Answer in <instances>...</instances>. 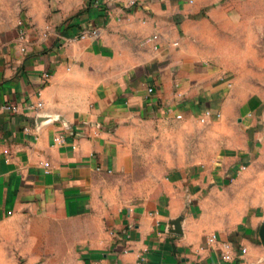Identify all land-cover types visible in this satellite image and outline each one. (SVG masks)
<instances>
[{"label": "crops", "instance_id": "0c3cea01", "mask_svg": "<svg viewBox=\"0 0 264 264\" xmlns=\"http://www.w3.org/2000/svg\"><path fill=\"white\" fill-rule=\"evenodd\" d=\"M186 2L0 0V264H264V0Z\"/></svg>", "mask_w": 264, "mask_h": 264}, {"label": "built area", "instance_id": "2783aa9c", "mask_svg": "<svg viewBox=\"0 0 264 264\" xmlns=\"http://www.w3.org/2000/svg\"><path fill=\"white\" fill-rule=\"evenodd\" d=\"M115 0H90L89 5L91 7H101V6H105L109 3L114 2ZM96 29H90V30H85L82 32H79L76 36V39H83L87 36H96ZM23 49V48H22ZM50 74L49 72H43L40 75V79H41V86L45 85L47 83V81L49 80ZM149 91H151V89H149ZM40 91H37V95H39ZM42 102L40 100H38L34 105L35 107H39L41 106ZM5 110L8 112H17L18 111V106L15 104H11V103H4L0 105V110ZM214 112L211 109H207L204 111V115L205 116H210L211 114H213ZM216 116H218L219 114L216 113ZM29 128L28 127H24V131H27ZM53 142L57 143V144H61L65 142V136L63 134H59L58 136H55L53 138ZM44 165L46 167H48V163L45 162ZM207 243L208 244H217L216 246H218L219 251H218V257L221 261L227 262V261H234L239 259L240 255L245 253L246 249L245 247H240V248H236V246H234V244L229 241V240H221L217 238V234L212 233L210 235L207 236ZM145 260V257L143 255L139 256V263H143Z\"/></svg>", "mask_w": 264, "mask_h": 264}, {"label": "rangeland", "instance_id": "374dc122", "mask_svg": "<svg viewBox=\"0 0 264 264\" xmlns=\"http://www.w3.org/2000/svg\"><path fill=\"white\" fill-rule=\"evenodd\" d=\"M186 3L190 8V13H188L190 16H192L194 14L202 15V18L197 19L195 22H191L188 29L191 32H194V31L197 33L200 32L198 37H201V40L203 41L202 46L208 50L210 48V45H209L210 43H208L209 41L207 42V40H209V38H210L211 27L213 25L215 26L214 23L210 22V16L212 15V13H214V15H218V16L224 15V13H225V7H224L225 6V0H187ZM218 25L224 26V23H218ZM221 28L224 29V27H221ZM221 28L219 27L218 31L222 34V36L224 38L225 37L224 31L221 30ZM202 129H203V127H202ZM211 143H212V139L209 138L208 134H205L204 135V141L202 144H205V146H208V145L211 146ZM207 152H208L207 147H203L202 153L206 155ZM256 202L259 203L257 208L260 209L261 212L264 211V199H257ZM258 235H256L255 240L260 246H262L263 251L261 253L264 254V245L261 243ZM236 245L238 248H240L242 246L240 244H236ZM243 254H241V255H243ZM241 255H240V257H241Z\"/></svg>", "mask_w": 264, "mask_h": 264}, {"label": "water", "instance_id": "95a60500", "mask_svg": "<svg viewBox=\"0 0 264 264\" xmlns=\"http://www.w3.org/2000/svg\"><path fill=\"white\" fill-rule=\"evenodd\" d=\"M258 234H259V238H260L261 243L264 245V221L262 222V224L259 228Z\"/></svg>", "mask_w": 264, "mask_h": 264}]
</instances>
